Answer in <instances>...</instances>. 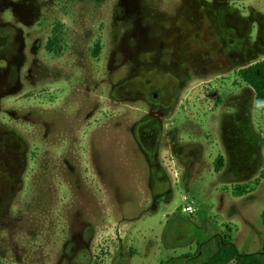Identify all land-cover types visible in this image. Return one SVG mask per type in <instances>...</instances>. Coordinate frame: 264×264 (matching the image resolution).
<instances>
[{
	"label": "rangeland",
	"instance_id": "1",
	"mask_svg": "<svg viewBox=\"0 0 264 264\" xmlns=\"http://www.w3.org/2000/svg\"><path fill=\"white\" fill-rule=\"evenodd\" d=\"M263 59L264 0H0V264L264 261Z\"/></svg>",
	"mask_w": 264,
	"mask_h": 264
},
{
	"label": "trees",
	"instance_id": "2",
	"mask_svg": "<svg viewBox=\"0 0 264 264\" xmlns=\"http://www.w3.org/2000/svg\"><path fill=\"white\" fill-rule=\"evenodd\" d=\"M49 51L55 48L53 40L47 44ZM99 45L96 44L93 53L95 56L99 52ZM239 76L255 92L259 100H264V59L254 62L239 69ZM262 222L264 225V212L262 213ZM217 250L203 263L200 264H264L259 254L240 253L235 245L224 238H219ZM262 250L264 251V238L262 241Z\"/></svg>",
	"mask_w": 264,
	"mask_h": 264
},
{
	"label": "built area",
	"instance_id": "3",
	"mask_svg": "<svg viewBox=\"0 0 264 264\" xmlns=\"http://www.w3.org/2000/svg\"><path fill=\"white\" fill-rule=\"evenodd\" d=\"M182 211L186 212L187 214H192L194 212V208L190 205H186L182 207Z\"/></svg>",
	"mask_w": 264,
	"mask_h": 264
}]
</instances>
